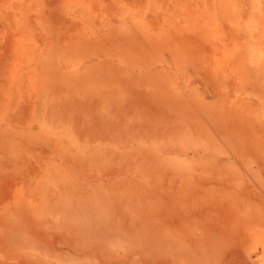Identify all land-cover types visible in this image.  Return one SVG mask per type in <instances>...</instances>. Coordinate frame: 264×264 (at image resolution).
Returning <instances> with one entry per match:
<instances>
[{
    "label": "rangeland",
    "instance_id": "obj_1",
    "mask_svg": "<svg viewBox=\"0 0 264 264\" xmlns=\"http://www.w3.org/2000/svg\"><path fill=\"white\" fill-rule=\"evenodd\" d=\"M0 264H264V0H0Z\"/></svg>",
    "mask_w": 264,
    "mask_h": 264
}]
</instances>
